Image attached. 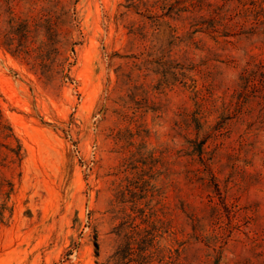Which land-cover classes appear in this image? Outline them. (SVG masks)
Instances as JSON below:
<instances>
[{
  "label": "rangeland",
  "instance_id": "1",
  "mask_svg": "<svg viewBox=\"0 0 264 264\" xmlns=\"http://www.w3.org/2000/svg\"><path fill=\"white\" fill-rule=\"evenodd\" d=\"M0 264H264V0H0Z\"/></svg>",
  "mask_w": 264,
  "mask_h": 264
}]
</instances>
